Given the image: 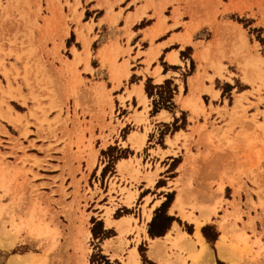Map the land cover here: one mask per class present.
<instances>
[{"label":"rangeland","instance_id":"obj_1","mask_svg":"<svg viewBox=\"0 0 264 264\" xmlns=\"http://www.w3.org/2000/svg\"><path fill=\"white\" fill-rule=\"evenodd\" d=\"M137 30L150 46L178 33L170 43L182 47L180 98L182 89L188 98L190 79L203 72L198 95L203 109L198 115L187 111L190 134L174 142L167 138L171 151L180 140L185 148L183 168L172 186L175 194L186 197L187 213L215 210L200 228L206 229L214 264L224 263L214 243L222 225L230 231L228 244L236 243L237 264H264V65L252 64L259 58L264 62V0H0L4 264L12 256L40 257L47 250L49 264H73L83 253L87 264H97L100 256L125 264L133 248L141 264L140 249L146 250L148 264H157L148 258V249L151 240L166 235L151 238L147 233L155 216L151 232L163 234L162 227H169L164 217L174 200V194L165 195L164 207L152 217V202L163 193L154 181L165 172L161 161L169 153L160 150L161 140L182 129L185 119L159 117L171 121V127L158 128L154 139L147 102H139L143 112H135L130 126L122 121V110H115L111 91L86 79L93 74L90 60L93 68L98 66L92 58L98 50L101 65L110 66L112 74L113 64L129 56ZM197 52L207 55L202 63ZM166 83L151 103L150 116L159 110L174 112L173 101L166 109L160 102L168 90L176 91L172 81ZM146 86L154 96L148 82ZM135 134L145 136L140 148L131 141ZM193 144L197 149H190ZM175 151L172 155H179L180 149ZM171 213L175 216L168 218L178 229L192 236L194 224ZM124 217L129 219L122 234L115 224H107ZM12 218L16 226L31 218L41 234L13 228ZM237 234L245 236L244 242L235 241ZM168 259V264L197 263L190 252L173 248Z\"/></svg>","mask_w":264,"mask_h":264},{"label":"crops","instance_id":"obj_2","mask_svg":"<svg viewBox=\"0 0 264 264\" xmlns=\"http://www.w3.org/2000/svg\"><path fill=\"white\" fill-rule=\"evenodd\" d=\"M136 25L137 23H135L132 26V28L135 29ZM141 32L142 30H137V33H134L136 35V38L132 41L130 45L131 52L129 56H126L124 58H119L118 63L113 64L114 71L112 74L110 71V66L103 67L101 65V61L97 55L99 50L98 52H96V54L92 55V58L96 60L98 66L96 68H93L90 60L89 67L92 70L93 74L90 75L87 74L86 79L89 80L90 78H92L95 81L94 84L99 85L101 88H105L107 91H111L112 103L114 105L115 110L116 109L122 110L123 113L122 121L125 124H129L130 126H133L135 124L134 121H130V118L135 117V112L138 114L143 112V106L139 102L140 101L147 102V111L145 115L150 122V126L152 128L150 133L151 135H153L154 139L156 136V132L158 131V128H163L164 126L171 127L170 125L171 121H174L175 118L180 119L181 116L184 117L185 124L183 128L179 129V131H176L175 133L165 136L164 139L162 138L161 140L163 141L164 148L160 150L164 153L167 152L169 153H167V155H165L164 160L161 161V165L165 172L157 174V178L155 179L153 185L154 187H157L156 188L157 191L163 193L162 194L160 193L159 200L152 202V206H151L153 207L152 217L154 215V211L158 209L161 206V204L165 202L166 198L164 196L168 194H174V200L170 204V206H168L165 212L168 217H173L175 215L171 213V210L173 209V205L175 203L178 194H175L176 191L172 188V186L174 185V181L177 180L178 169H180L181 167L183 168L182 164L185 159L184 157L185 148L182 147L183 141L180 140L176 148V149H180L179 155H172V151L176 152L175 151L176 149L173 148V150L171 151L170 147L167 145V138L170 142H174L177 136H180L181 134L183 135L190 134L189 130L193 127V124H191L189 121L190 117L187 115V111L189 110L185 108L183 105V101L186 99L183 94V89H182V98H180L181 88H180L179 79L181 78L184 68L181 69L180 65H178V62L182 64V66L184 65L180 58V52H182V47L178 46V44L170 43L171 39L174 36H177L178 33H174V32L170 33L168 36H166L165 39L158 40L153 44V46H150L148 42L142 41L143 40L142 34L138 35ZM69 37L70 34H68V36H66L63 41L64 48H66V42L69 39ZM37 38H38V34L35 33L34 42L38 40ZM68 50L71 53L72 47H69ZM171 57H175L177 59V62H171L170 61ZM111 77L113 78V81L111 80ZM168 81H172L173 84L176 86V91H174L175 94L172 100L175 108L173 114L165 110H159V112H157L155 115L150 116L149 112L152 109L151 103L153 99L155 97L158 99V96L160 94V87ZM147 82L149 83L152 91L154 92V96H151L152 98H149L148 94L146 93ZM163 116L170 117L171 121L166 122L158 119L159 117H163ZM146 140H148V135ZM195 140L196 137H194V141ZM154 145L156 148L159 147L156 144ZM156 148L152 149V151L156 152L157 151ZM190 149H197V146L193 144L191 145ZM199 149H203V147L200 146ZM154 160L156 163L160 162L159 157L155 158ZM177 160H179L178 164L173 168V170H170L171 165ZM151 183L152 182H150V184ZM150 195L152 196V194ZM184 200L186 201V197H184ZM195 216L197 215L195 214ZM174 225H177V223L175 221L171 222L168 227V230H166V232H164L163 234H160L161 232H159L158 229H154V231L152 230V232H154L156 236V237L154 236V238L159 237V235L162 236L167 235L173 230ZM195 229H194V233L196 232ZM147 230H148V225H147ZM199 232L203 236L201 229ZM220 232H221V228H220ZM221 236H222V232L221 235L218 236V239L214 242L216 243L217 257H218L217 244ZM147 237H149L148 233H147ZM203 238L204 241L206 242L207 241L206 238L204 236ZM220 261L224 262L220 264H225V263L230 264L226 261H222V260Z\"/></svg>","mask_w":264,"mask_h":264},{"label":"bare ground","instance_id":"obj_3","mask_svg":"<svg viewBox=\"0 0 264 264\" xmlns=\"http://www.w3.org/2000/svg\"><path fill=\"white\" fill-rule=\"evenodd\" d=\"M135 17L139 18L140 16H135ZM80 37H82V35H80ZM204 50H206V49H203V51ZM203 51H201V52H203ZM197 53H199V54L197 56L196 55L195 56L197 57L198 61L200 63H202V61H205V58L207 55H204L203 53H200V52H197ZM205 54H206V52H205ZM170 61L171 62H177V59L175 57H171ZM252 64H253V66L260 65V64L264 65V62H262L259 58V59L253 60ZM199 67H201V66H199ZM203 69H202V71H204ZM202 74H203V72H202ZM202 74L200 71L198 73L196 72V74L193 76V78L190 79V93H189L188 98H186L183 101L184 107L187 108L190 112H192L193 115H198L199 110L202 111V109H203L202 105L199 106L200 99L198 98V95L201 93V86H202V83H201L202 78L201 77H203ZM144 139H145V136L135 134V135H133V138L131 139V141L133 143H135L138 146V148H140L144 144ZM134 141H136V142H134ZM122 164H123V161L119 163L120 169H122ZM149 181L152 182V180H149ZM214 211L212 208H209V207L206 208L205 207V208H202L198 211L199 212L198 216H195L191 212L190 213L185 212L184 194L180 192L178 194V196L176 197L172 212H175L176 214H178V216H180L183 220L190 221V222L194 223L195 227H196V232L193 234V236H189L185 232H182L180 229H178V227L176 225H174L173 233L167 234L166 236H164L163 239L159 238L156 240L155 239L151 240L152 243L148 249V258L157 264H168V262H169L168 250L173 248V249H176L177 251L190 252L192 259L197 263L213 264L214 260H213L212 252L209 249L206 242L204 241V238L200 234L199 231H200V228H202V226H204L208 222H210L211 215L214 213ZM128 219H129L128 217H124L121 220H118V222H111L108 219L107 224L109 226L115 224L118 231L122 234L124 232V226L127 223ZM9 223H11L13 228H15V229L27 228L28 230H30L32 232H36V233L39 232V234H41V230L39 228V225H36L35 223H33V220H31V218H28L27 220L20 222L19 226L15 225L16 221L14 220V218L10 219ZM221 232H222V236L220 237V240L217 244L218 257L220 260L226 261L230 264H237L238 260L235 257V255L233 254V250H232L236 246V243L233 242V244L231 245V244H228V241H227L229 234H230L229 228L222 225L221 226ZM244 240H245V236H242L240 234H237V236L235 237V241L237 243L238 242H244ZM53 247L54 246L48 248L49 251ZM81 249L82 248H80V250ZM46 252H45V255H42L40 257L39 256L36 257L34 255H29L26 257L12 256L8 260L7 264H49L50 263L49 258H48L49 255H47L48 253H46ZM64 252L65 251H63V253ZM81 253H83V252L81 251ZM84 254L85 253L79 254V256H76L75 254H73L76 256L75 258H73V264H87ZM66 256L68 257V253ZM63 258H64V256H63ZM65 259H67V258H65ZM68 259H70V257ZM65 262H66V260H65ZM65 262H63V264H65ZM67 262H70V260ZM67 264H69V263H67ZM125 264H141L139 261V254H138L136 248H133L130 250L129 255L127 256V261Z\"/></svg>","mask_w":264,"mask_h":264},{"label":"trees","instance_id":"obj_4","mask_svg":"<svg viewBox=\"0 0 264 264\" xmlns=\"http://www.w3.org/2000/svg\"><path fill=\"white\" fill-rule=\"evenodd\" d=\"M166 85H168V83H166ZM160 89H162V88L160 87ZM174 91H175V90H173V91L168 90V92L165 93L167 97H165V98H160V102L164 105V108H165V109L167 108V104H168V105H172V99H173V92H174ZM146 93L148 94L149 97H151L150 94L148 93L147 86H146ZM164 205H165V204H163V205L161 206L160 209H162V208L164 207ZM159 211H160V210H157V212H159ZM157 212H156V213H157ZM156 218H157V216L154 217V219L152 220V222H151V224H150V230H149L148 233H149V236H150L151 238H154V236H155L154 232H151V228H152V225H153V223H154V221H155ZM164 220L166 221V223H171V222L175 221L174 219H172V218H168V217H164ZM166 227H167V226L162 227V231L166 232V230H168V228H166ZM92 233H93L94 236L96 235V233H94L93 231H92ZM104 234H105V233H104ZM202 234H203V236H204L206 239H209V237H208V235H207V233H206V229H205V228L202 230ZM155 237H156V236H155ZM159 237H162V235H159ZM212 241H215V238L212 239ZM145 251H146V250H144V249H140V250H139L140 255H141V257H142V261L144 262V264H148V261L146 260L145 255H144V254H145ZM4 260H5V256H4V255L2 254V252L0 251V264H4ZM92 263L94 264V262H92ZM97 264H120V263H118V262L111 263V262L108 261L106 258L100 256V257H99V261H97Z\"/></svg>","mask_w":264,"mask_h":264}]
</instances>
